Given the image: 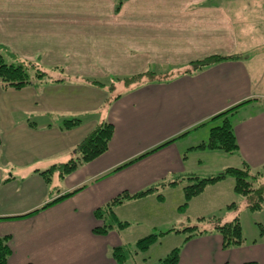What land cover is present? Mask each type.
I'll list each match as a JSON object with an SVG mask.
<instances>
[{
    "label": "crops",
    "instance_id": "0c3cea01",
    "mask_svg": "<svg viewBox=\"0 0 264 264\" xmlns=\"http://www.w3.org/2000/svg\"><path fill=\"white\" fill-rule=\"evenodd\" d=\"M0 51L47 74L21 90H3L0 81V236L9 239L8 264H115L125 228L94 229L103 225L96 210L116 197L166 184L116 207L125 220L128 205L176 190L182 178L245 165L264 174V0H0ZM213 56L224 60L192 65ZM140 73L168 75L114 99L115 85L90 84ZM75 118L81 126L65 130ZM225 118L238 150L202 148ZM102 123L114 126L108 151L47 184L39 173L70 161ZM238 195L227 178L187 209L200 222L228 223ZM181 248L178 264H264V235L230 251L215 230Z\"/></svg>",
    "mask_w": 264,
    "mask_h": 264
},
{
    "label": "trees",
    "instance_id": "16d2710c",
    "mask_svg": "<svg viewBox=\"0 0 264 264\" xmlns=\"http://www.w3.org/2000/svg\"><path fill=\"white\" fill-rule=\"evenodd\" d=\"M12 56L0 51V81L3 90H21L27 86L35 84L38 81H41L47 76V74L40 68H38L35 64L21 62L14 56ZM221 60H224V57H208L203 60L194 62L193 66L197 69H202L204 67L220 62ZM136 77H132V79H130L129 81L136 80ZM91 83L94 86L103 87L102 83H99L98 81H91ZM235 109L236 108H233L220 116H227ZM81 124L82 121L78 118L65 120L63 128L65 130H72L80 127ZM113 134L114 126L112 124L102 123L100 125H97L83 139V141L76 146L74 150V157L70 161L64 164L55 165L48 170L40 172L39 174L44 178L47 184L52 183L56 173L59 174L60 178L64 179L65 177L73 174L84 164L90 163L106 153L109 149ZM201 147H207L210 150L222 151L226 154H234L238 150V143L236 141V137L229 118H225L220 126L214 127L211 130L207 144L202 145ZM140 158L117 168L114 172L121 170L122 168L139 160ZM249 171H251V168L245 165L243 168H228L217 175L209 176L207 178L200 179L197 176L190 177L189 180L193 181V183L184 188L185 203L181 206V209L185 210V208L190 204L191 200L202 194L208 186L214 185L227 178H232L235 181V192L247 199L248 208L251 211L260 210L264 202V187L253 189L252 183L249 181L252 178ZM173 184H177V182L171 183V185ZM165 186L166 184L162 183L159 186L148 188L147 190L140 191L133 195L123 193L122 195L110 201L104 207L97 209L95 212V217L98 220H101L103 222V225L94 229V232L99 235H107L115 228H126V226H128V223L122 222L117 218L115 214V208L124 204L126 201L141 199L149 196L150 194L159 191L162 187ZM79 190L80 189L52 200L45 208L57 204L65 200L66 198H69ZM158 199L162 201L164 199V196L162 194H158ZM230 208L236 209L237 207L236 205L232 204ZM217 220H219V223L216 224L214 229L216 230V232L222 235L223 247L227 249L242 246L244 243V239L243 228L240 219L236 217L232 222L223 224L221 223L220 219ZM187 230H191V232H193L189 238L201 234L198 227H188ZM263 235L264 229L261 236ZM156 240L157 236L153 234L139 240L137 242V250L139 252L148 251L156 242ZM129 252L130 250H128L126 246L114 248L112 250V258L114 259L115 264H127V261L129 259ZM180 252V248L173 249L166 258L161 260L160 264H178L180 260ZM11 253L12 251L9 246L8 237L0 236V264H8ZM245 264L258 263L247 262Z\"/></svg>",
    "mask_w": 264,
    "mask_h": 264
},
{
    "label": "rangeland",
    "instance_id": "374dc122",
    "mask_svg": "<svg viewBox=\"0 0 264 264\" xmlns=\"http://www.w3.org/2000/svg\"><path fill=\"white\" fill-rule=\"evenodd\" d=\"M192 68L194 69L193 66ZM166 75L168 74L156 75L140 73L128 78L126 77L127 79L121 77L112 78L109 81L98 82L102 83L103 88L106 90L109 86H111L110 88L112 90L114 85L117 88L118 86L122 87L121 89L117 90L116 88L111 91L112 94L110 99H114L120 93L125 92L127 88L130 89L142 82H147V80L151 78H165ZM132 77H136V80L129 81ZM90 84L92 85L91 82ZM213 172L214 171H205L202 175L203 177H199L201 179L213 176ZM249 173L252 177L249 181L252 183L253 189L264 187V174H262V172L251 170ZM176 181L180 184L178 189L171 192H160V194L164 196L163 201H160L157 197L146 200L145 202H136L138 204H130L124 210L126 211L125 213L128 214V219L123 220L120 219V217L118 218L120 221L128 223L125 232L121 233L122 237L127 241L125 246L130 250L127 264H160L161 260L166 258L173 249H182L183 247L181 248V246H184L186 241L196 239L199 236L209 235L211 232L215 231L214 228L216 224L219 223V220L214 219L215 217L211 219L207 218L204 223L198 221V212L196 209H193V207L187 209L189 207L187 206L185 210L181 209V206L185 203V195L183 194L184 188L192 184L193 181H190L188 178H182ZM233 203L237 206V209H234L235 218L238 217L240 219L244 239L243 245L236 248H246L253 242H259L262 239L261 234L264 229V202L262 208L257 211H251L248 208L247 199L241 195H238V200L233 201ZM225 214L226 212L215 216L217 218H222ZM233 220H231V222ZM188 227H198L201 234L189 238L193 232L187 230ZM152 234L157 236L156 242L148 251L139 252L137 250V242ZM231 249L235 248H227L226 250L231 251ZM213 255L217 256L218 253L213 250Z\"/></svg>",
    "mask_w": 264,
    "mask_h": 264
}]
</instances>
